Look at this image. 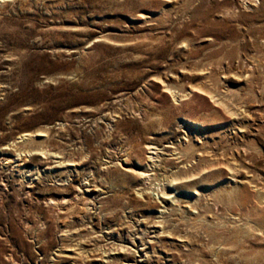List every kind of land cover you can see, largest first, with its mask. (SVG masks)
Returning a JSON list of instances; mask_svg holds the SVG:
<instances>
[{"label":"rangeland","instance_id":"374dc122","mask_svg":"<svg viewBox=\"0 0 264 264\" xmlns=\"http://www.w3.org/2000/svg\"><path fill=\"white\" fill-rule=\"evenodd\" d=\"M0 264H264V0H0Z\"/></svg>","mask_w":264,"mask_h":264},{"label":"bare ground","instance_id":"6f19581e","mask_svg":"<svg viewBox=\"0 0 264 264\" xmlns=\"http://www.w3.org/2000/svg\"><path fill=\"white\" fill-rule=\"evenodd\" d=\"M27 136V135H26ZM148 150H151V151H154L155 149L154 148H149ZM149 154H151V155H154V153H149ZM149 159H151V158H149ZM144 178L145 177H148V176H145V175H142Z\"/></svg>","mask_w":264,"mask_h":264}]
</instances>
